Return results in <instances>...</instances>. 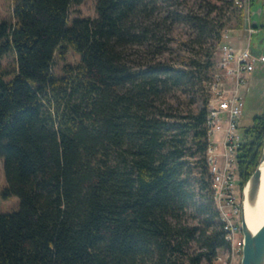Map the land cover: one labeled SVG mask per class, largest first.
<instances>
[{
	"label": "trees",
	"instance_id": "obj_1",
	"mask_svg": "<svg viewBox=\"0 0 264 264\" xmlns=\"http://www.w3.org/2000/svg\"><path fill=\"white\" fill-rule=\"evenodd\" d=\"M82 1L19 0L15 23L0 22L3 196L20 199L0 214V264H213L230 246L206 161L208 98L184 116L160 107L168 92L210 82L213 56L132 66L126 49L161 33L152 22L161 0H98L96 18L70 25ZM222 8L195 16L194 45L243 28L234 0ZM70 52L77 64L66 63ZM263 143L264 114L244 131L242 187ZM188 212L197 224H181Z\"/></svg>",
	"mask_w": 264,
	"mask_h": 264
},
{
	"label": "rangeland",
	"instance_id": "obj_2",
	"mask_svg": "<svg viewBox=\"0 0 264 264\" xmlns=\"http://www.w3.org/2000/svg\"><path fill=\"white\" fill-rule=\"evenodd\" d=\"M19 0H0V22L8 21L15 23L14 6ZM98 0H83L78 5L70 8L69 24L78 17L96 18V4ZM230 0H161L158 11L153 14L152 22L160 23L161 33L158 38L150 45H133L126 49L127 61L130 65L136 66L147 63L160 62L169 64L173 67H183L191 57L197 55L198 58L206 60L212 54L214 67L211 72L212 81L217 74L222 73L219 69V63L222 60L220 44L218 45L213 38L206 39L204 43L194 45L195 31L193 28L195 16H215L217 11H222L225 3ZM249 7V1L246 0ZM263 0H255V4L248 10L252 25L257 26L254 35L246 36L242 31L236 29H227L224 34H228L229 42L235 48L249 45L251 52L256 57L264 56V11H262ZM217 7L213 13L211 7ZM245 13V12H244ZM228 15V13H226ZM168 28H170L169 31ZM80 61V55L70 52L66 63L77 64ZM64 63H60L55 68V73L59 74ZM16 66V59L9 55L3 59V67L13 69ZM224 74V73H223ZM222 76V75H221ZM246 83L242 88L244 98L243 116L239 124L238 133L243 137L244 131L253 125V119L256 116L264 114V63H257L256 69L250 75L245 76ZM228 81V80H225ZM209 81H203L196 87H181L167 93L165 99L161 102V110L173 115H187L201 110L206 98H209ZM8 181L4 170L3 159L0 158V214L17 211L20 206V199L17 196L5 198L4 189ZM182 225L197 224L198 219L194 212H188L183 216ZM198 251L197 243H192L187 250L189 256H195ZM222 260H215L213 264H225L224 260L230 261L228 255L223 252ZM186 264L187 257L183 256ZM202 264H206L203 262ZM234 264H240L234 262Z\"/></svg>",
	"mask_w": 264,
	"mask_h": 264
},
{
	"label": "built area",
	"instance_id": "obj_3",
	"mask_svg": "<svg viewBox=\"0 0 264 264\" xmlns=\"http://www.w3.org/2000/svg\"><path fill=\"white\" fill-rule=\"evenodd\" d=\"M234 3L245 12L241 30L251 37L258 31L252 25L248 3L246 0H234ZM220 52L222 60L218 66L222 73L217 74L208 85L206 161L215 206L220 214L225 240L230 246L225 250L230 261L224 262L234 264L241 261L244 243L241 226L243 187L238 164L243 143V137L238 133L244 109L242 88L246 83L245 76L255 71L257 63H264V56L256 57L249 45L233 47L228 34L224 33ZM222 259L218 254L216 261Z\"/></svg>",
	"mask_w": 264,
	"mask_h": 264
},
{
	"label": "water",
	"instance_id": "obj_4",
	"mask_svg": "<svg viewBox=\"0 0 264 264\" xmlns=\"http://www.w3.org/2000/svg\"><path fill=\"white\" fill-rule=\"evenodd\" d=\"M263 165L264 143L259 164L242 188L241 226L244 243L240 264H264V223L259 229L252 230L246 219L247 205L254 206L258 199Z\"/></svg>",
	"mask_w": 264,
	"mask_h": 264
},
{
	"label": "bare ground",
	"instance_id": "obj_5",
	"mask_svg": "<svg viewBox=\"0 0 264 264\" xmlns=\"http://www.w3.org/2000/svg\"><path fill=\"white\" fill-rule=\"evenodd\" d=\"M246 219L252 230L259 229L264 223V165L262 166V179L258 199L254 206L247 205Z\"/></svg>",
	"mask_w": 264,
	"mask_h": 264
},
{
	"label": "crops",
	"instance_id": "obj_6",
	"mask_svg": "<svg viewBox=\"0 0 264 264\" xmlns=\"http://www.w3.org/2000/svg\"><path fill=\"white\" fill-rule=\"evenodd\" d=\"M240 31L243 32V30H240ZM243 33L245 34V32H243ZM238 48H243V47H242V46H238ZM223 252H224V251H221V252L219 253V255H220V256H223V254H224Z\"/></svg>",
	"mask_w": 264,
	"mask_h": 264
}]
</instances>
